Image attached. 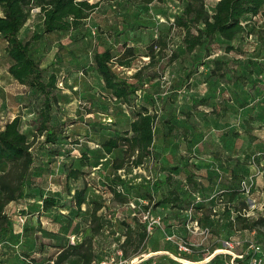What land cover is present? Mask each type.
<instances>
[{"label": "rangeland", "instance_id": "374dc122", "mask_svg": "<svg viewBox=\"0 0 264 264\" xmlns=\"http://www.w3.org/2000/svg\"><path fill=\"white\" fill-rule=\"evenodd\" d=\"M90 1L98 2L100 7L87 19L80 31L47 35L35 48L37 59L58 72L61 77L62 82L59 85L63 88L64 97L56 118L68 124L71 137L66 141L65 148L72 153L70 158L61 157L58 162L52 163L50 169L45 170L39 180L45 183L46 178L51 176L52 180L46 185L48 187L46 193L57 195L60 203L66 206L41 215L40 204L37 203L38 194L33 196L36 197L34 199L24 197L12 202L6 211L13 220L17 218L14 221V228L21 230L25 226L18 220V216L26 215L29 225L35 230L38 231L41 223L39 236L43 241L47 242L54 238L51 235L54 233L59 239L66 238L70 243H78L82 240L84 228L90 218L93 200H105L106 207L99 213L105 214L107 219L112 221V226L104 228L103 233L96 238V244L100 248V242L104 243L101 252L107 256L106 258L117 260V252L120 251L118 244L123 239L125 231L122 220L129 215L140 216L148 210L154 217H160L162 224L154 228L147 243L148 251L142 254L166 249L171 254H176L178 258H183L184 255L177 254L173 245L167 241L166 237L169 234L191 244L194 252L190 256L196 260H206L211 255L218 254L217 250L222 248L220 235L224 239L236 236L244 244L237 252L248 254L246 240L263 239L264 225H260L258 231H249L238 229L231 222L238 209L248 216L264 217V85L257 79V67H254L256 73L248 74L251 72L248 57L251 54L258 55L257 58L260 57L261 62H264V49H259L254 37L237 39L235 44L241 46L247 54L239 57L241 59L235 66L239 74L247 75L248 82L240 80L234 85L221 83L209 77L211 65L203 63L207 60L201 58L202 49L193 57L195 63L182 62L178 59L167 64L166 58H160L157 68H161L163 76L155 80L146 79L139 99V103L147 105L151 112L158 114L159 121L154 129V157L152 160H146L145 166L127 167L119 171L121 178L126 182L125 193L130 197V201L125 206L113 209L110 208L111 195L105 189V185L113 173L111 160L114 153L110 156L105 155L100 149V144L113 135L115 130L128 128L132 117L126 108L111 99L109 92L103 88L92 69V55L96 49L113 43L115 52L119 54L124 50L123 41L126 39L130 44L134 42L135 47L143 52L141 43H147L151 37L157 36L161 29L168 27L174 14L181 10L183 4L171 0H153L149 3L146 0ZM215 1L206 0L209 10H212ZM41 30L42 16L36 8L20 35L26 40L34 31ZM179 42L180 33L176 31L174 47H177ZM221 43L223 42H218L212 57L235 59L238 56L235 52L226 53ZM1 57L2 55H0V128L8 120L19 116L22 120L21 129L30 135L32 130L29 122L36 116L35 103L29 96L27 88L7 74V63ZM148 61L149 58L146 56L138 57L132 67H117V70L130 78ZM200 62L202 63L199 64ZM190 70L193 71L192 77L187 78ZM203 97L210 99L211 106L218 104L219 118L211 115L209 113L211 108L205 106H200L192 116H186L185 113L192 110V99ZM220 103H225L228 111L224 112L219 106ZM165 118L189 128V137L164 138L161 121ZM247 120L253 128L255 140H251L244 132ZM83 150L92 156L91 165L83 168L86 178L92 184L89 186L88 200L77 217L76 211H71L69 207L70 198L61 185L60 177L64 174L63 163L70 164L73 161L77 166V159ZM176 164L187 167L185 170L173 172L175 180L173 186L183 193L187 189L188 172L193 171L199 177L213 178L212 183L206 184L201 193L204 200L197 203L202 204V207L195 208L197 213L192 217L199 221L204 230L207 228L208 235L200 232L191 233L186 227L187 220L184 221L183 213L175 214L167 205L159 207L155 205L161 193L169 188L167 185L158 187V180L163 179L169 171L168 168ZM5 168L0 166V172ZM231 170L244 174L240 183L235 181V185L236 188L243 190L245 180L249 192L243 191L231 196V189L225 180L226 176L231 175ZM52 218L58 221H53ZM111 228L115 230L114 233L110 231ZM78 230L81 232L77 235ZM34 242V239L28 240L27 246H32ZM17 250L19 253L21 249ZM53 252L54 249L48 248L49 254ZM18 253H15L14 258ZM140 255L131 259L129 263L135 264ZM149 256L151 255L148 254L147 257ZM155 260L158 261L157 264H174L173 260L176 259L168 254H161L156 255ZM220 264L232 263L222 258Z\"/></svg>", "mask_w": 264, "mask_h": 264}, {"label": "trees", "instance_id": "16d2710c", "mask_svg": "<svg viewBox=\"0 0 264 264\" xmlns=\"http://www.w3.org/2000/svg\"><path fill=\"white\" fill-rule=\"evenodd\" d=\"M151 1L153 0H146L147 3ZM171 1L183 4L181 10L174 14L168 27L161 29L157 36L151 37L147 43H143L144 45L141 43L143 52L135 47L134 42L130 44L126 39L123 41L124 50L119 54L115 52L113 43L96 49L92 55V69L96 72L103 88L109 92L110 98L125 107L132 117L128 128L115 130L113 135L100 144V149L105 155L110 156L114 153L111 160L113 173L105 185V189L111 195L110 208L113 209L125 206L130 201V197L125 193L126 182L121 178L119 171L127 167L145 166L146 160H152L154 157V129L159 121L158 114L151 112L147 105L139 103V99L146 79L155 80L163 76L164 72L161 68H157L160 58H166L167 64L178 59L182 62L195 63L193 57L202 49L201 58L207 60L203 63L211 65L209 77L221 83L234 85L240 80L248 82L247 75L239 74L235 66L241 59L239 57L247 54L241 46L235 44L237 39L254 37L259 49H264V0H216L212 10L208 9L206 0ZM98 6V2L90 0H0V44L2 46L5 44V54L1 58L8 62L7 71L10 76L27 88L29 96L35 103L36 113L35 118L29 122L32 130L30 135L21 129L22 120L19 116L8 120L0 128V166L6 167L0 172V264H99L107 257L101 252L104 243L100 242V248L96 244V238L103 233L104 228L108 225L112 226V221L107 219L105 214L99 213L106 207L105 200H93L90 218L84 228L82 240L78 243H70L66 238L59 239L54 233H51L54 238H50L47 242L43 241L39 236L41 223L38 231L35 230L29 225L26 215H20L25 218L23 223L25 226L21 230H16L14 221L17 218L13 220L6 211L10 203L24 197L34 199L36 197L33 196L36 194L39 198L37 203L40 204L41 215L49 210L66 206L60 203L57 195L46 193L48 190L46 185L52 180L51 176L46 178L45 183L39 180L45 170L50 169L52 163L58 162L61 157L70 158L72 153L65 148L66 141L71 137L68 124L56 118L64 97L63 88L59 85L62 82L61 77L58 72L43 65L37 59L35 48L47 35L80 31ZM36 8L42 16V30L34 31L24 40L21 38V31ZM176 31L180 33V42L174 47ZM220 41L223 42L221 45H224L226 53L235 52L238 55L236 60L212 57ZM142 56L148 57L149 61L137 69L130 78L123 76L117 70V67H132L134 60ZM257 56L251 54L248 57V66L251 69L248 74L256 73L254 67H257V79L264 85V62H261L260 57ZM196 68L194 72L197 71ZM191 72L193 73L191 70L188 72L187 78L192 77ZM217 105L211 106L208 97L194 98L192 110L185 114L190 117L200 106H205L211 108L209 111L211 115L219 118ZM219 106L224 112L228 111L225 103H220ZM245 123V134L251 140H255L252 126L248 120ZM161 127L164 138L182 136L187 139L190 135L189 128L174 123L170 118L163 119ZM77 160V166L73 161L70 164L63 163L64 174L60 177V182L70 198L71 211H76L79 217L83 205L88 200L89 186L92 184L86 178L83 168L91 165L92 156L83 150ZM186 168V165L182 164L168 168L169 171L163 179L158 180L157 186L167 185L169 188L163 191L155 202L157 207L167 205L175 214L183 213L184 221L188 219L187 211H191L192 217L196 216L195 208L202 207V204L197 205V203L204 200L201 193L206 188V184L212 183L213 180L212 177H199L195 172L190 171L186 175L187 189L183 193L173 186L175 182L173 172ZM231 172L225 180L233 196L243 192L242 188H236L235 181L240 183L244 174L234 170ZM150 197L153 198L152 195ZM51 220L58 221L56 218ZM231 223L238 229L258 231L259 226L264 225V217L248 216L238 209ZM122 224L125 231L123 239L118 244L122 258L129 262L141 254L135 264H157L156 255L147 257L149 253L142 254L148 251L147 243L152 233L148 232L147 223L142 221L139 215L134 214L122 220ZM110 231L114 233L115 230L111 228ZM80 232L81 230H78L77 235ZM221 237L220 235V242ZM33 239L35 241L33 245L27 246L28 240ZM253 241L262 247L264 256V238ZM173 247L177 254L184 255L183 259L189 261L183 263L173 260L174 264H220L222 258H226L227 262L231 260V255L218 253L208 262L195 263L202 259L196 260L190 256L194 252L192 246L191 252H180L177 246L173 245ZM17 248L21 249L19 253ZM48 248L54 249L55 252L49 254ZM247 249L248 254L241 253L243 257L235 260L237 264H248L251 256L248 245ZM15 253L18 255L14 258Z\"/></svg>", "mask_w": 264, "mask_h": 264}, {"label": "built area", "instance_id": "2783aa9c", "mask_svg": "<svg viewBox=\"0 0 264 264\" xmlns=\"http://www.w3.org/2000/svg\"><path fill=\"white\" fill-rule=\"evenodd\" d=\"M247 187H248L247 183L244 180L243 181V191L249 192ZM198 200L199 201L201 200L200 197H198ZM187 216H188V219H187L186 227L191 233L197 234L200 232V233H204L208 235L207 228L204 230L201 227L199 221L197 219L192 218L191 211H187ZM140 217L142 221L147 223V230L150 233L154 230L155 227L161 226L162 224L161 218L154 217L150 210L145 211L143 214L140 215ZM19 221L23 224L25 222V218L20 216ZM166 239L167 241H169V243L177 246L178 251L191 252V246H189V244L183 239L178 238L173 234L167 235ZM221 242H222V248L217 250V253H226V254L231 255L230 262L232 264H237L235 260L237 258H242L243 254L238 253L236 249L243 247L244 245L243 242H241V240L238 239L236 236H232V237L225 238V239L221 238ZM246 242H247L246 244H248L249 249L251 250V256L249 258L248 264H264V256L262 252V247L259 244H256L253 240H246ZM138 259L139 258L137 257L136 260ZM174 259L179 260V261H185L183 258H178V257H174ZM111 261H114V259H112ZM103 264H106V263L103 262Z\"/></svg>", "mask_w": 264, "mask_h": 264}, {"label": "crops", "instance_id": "0c3cea01", "mask_svg": "<svg viewBox=\"0 0 264 264\" xmlns=\"http://www.w3.org/2000/svg\"><path fill=\"white\" fill-rule=\"evenodd\" d=\"M99 7L100 6H98L97 8H96V10H98L99 9ZM96 10L92 13V14H95V12H96ZM91 14V15H92ZM4 48H5V44H3V46H2V50L0 51V55H4L5 54V50H4ZM5 61V60H4ZM6 62V61H5ZM8 62H7V67H6V72H7V74L8 75H10L9 73H8V71H7V68H8ZM13 79V78H12ZM161 254H168V255H170L172 258H174V257H176L174 254H171V252H169L168 250H166V249H162V250H159V251H153V252H150L149 253V255H151V256H155V255H161ZM212 258V255L210 256V258H208V259H206V260H201V261H199V262H195V263H204V262H208L210 259ZM112 259H114V258H104L103 260H101L100 262H99V264H103V262H105L106 264H134L133 262L131 263H129V262H127V261H125L123 258H122V256H121V251H118L117 252V260L116 259H114V261H111ZM185 260V262H189L188 260H186V259H184ZM185 262H183V263H185Z\"/></svg>", "mask_w": 264, "mask_h": 264}]
</instances>
